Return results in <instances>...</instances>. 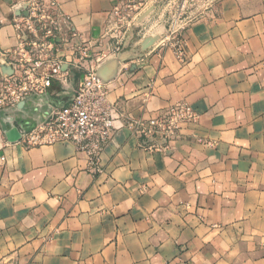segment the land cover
Instances as JSON below:
<instances>
[{"label": "crops", "instance_id": "obj_1", "mask_svg": "<svg viewBox=\"0 0 264 264\" xmlns=\"http://www.w3.org/2000/svg\"><path fill=\"white\" fill-rule=\"evenodd\" d=\"M59 2L102 39L103 63L119 59L115 133L99 170L72 142L9 141L71 99L70 65L45 98L0 108V264H264V0L216 1L186 28L183 57L146 36L119 50L106 35L117 0ZM12 3L0 0V76L19 42ZM179 101L197 121L146 148L129 119Z\"/></svg>", "mask_w": 264, "mask_h": 264}, {"label": "built area", "instance_id": "obj_2", "mask_svg": "<svg viewBox=\"0 0 264 264\" xmlns=\"http://www.w3.org/2000/svg\"><path fill=\"white\" fill-rule=\"evenodd\" d=\"M185 5L186 0H117L107 19L106 35L116 39L117 48L122 49L129 34V27L122 29L126 22H137L143 12L154 7L152 13H156L158 24L167 20L177 24H169L161 44L183 57L184 35L191 24L186 26V19L195 20L186 17ZM10 8L19 42L2 53L9 58L12 73L0 76V108L16 107L34 96L45 98L53 80L69 83L70 74L64 66L78 70L81 79L71 99L54 107L34 125L23 128L19 142L27 148L72 142L99 170L96 165L115 133L116 112L109 99L108 82L97 74L106 56L100 49L102 39L87 40L74 16L59 0H13ZM197 119L194 108L179 101L147 120L131 118L128 125L142 137L146 148L168 150L182 127Z\"/></svg>", "mask_w": 264, "mask_h": 264}, {"label": "rangeland", "instance_id": "obj_3", "mask_svg": "<svg viewBox=\"0 0 264 264\" xmlns=\"http://www.w3.org/2000/svg\"><path fill=\"white\" fill-rule=\"evenodd\" d=\"M216 1L218 0H186V5L184 9L186 11V17L191 16L192 18L194 17V19L201 17L212 8V6ZM155 17H156V13H152V15H150V17L145 22H143V24H139L138 26L135 25L136 24L135 21L126 22L125 27H123L122 29L125 30L126 28L129 27L128 32L130 31L133 32L132 44L134 43L137 46L140 43L139 41L145 36H149V37L157 36L156 42L161 41L164 37L165 31L167 30L169 24L173 23V26L177 25L175 22L171 20H167L166 22H161L160 24H158ZM193 21L188 22L186 19V26L189 23H192ZM178 24L180 23L178 22Z\"/></svg>", "mask_w": 264, "mask_h": 264}, {"label": "water", "instance_id": "obj_4", "mask_svg": "<svg viewBox=\"0 0 264 264\" xmlns=\"http://www.w3.org/2000/svg\"><path fill=\"white\" fill-rule=\"evenodd\" d=\"M153 11H154V7L148 8L145 12L141 14V16L138 18L135 25L138 26L139 24H143V22H145V20L152 14ZM132 36H133V32L130 31L122 49L128 47L129 44H132ZM156 40H157V36L156 37L146 36L143 39L141 45L143 48H146V47L151 46L153 43H155ZM118 63H119L118 58H114L107 62L101 63L97 68L98 76L101 77L105 82H109L110 80L114 79L118 71ZM2 71H3V74H11L12 68L8 64H5L4 67L2 68ZM21 135L22 134H21V130L19 129V127H13L7 133V137L9 141L11 142L19 141L21 138Z\"/></svg>", "mask_w": 264, "mask_h": 264}]
</instances>
